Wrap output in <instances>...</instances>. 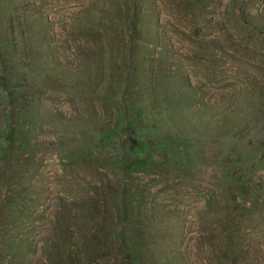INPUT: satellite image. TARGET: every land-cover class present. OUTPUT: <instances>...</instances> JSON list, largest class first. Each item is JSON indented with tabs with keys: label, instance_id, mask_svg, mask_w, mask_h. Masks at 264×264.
Wrapping results in <instances>:
<instances>
[{
	"label": "rangeland",
	"instance_id": "obj_1",
	"mask_svg": "<svg viewBox=\"0 0 264 264\" xmlns=\"http://www.w3.org/2000/svg\"><path fill=\"white\" fill-rule=\"evenodd\" d=\"M8 126L0 264H264V0H0Z\"/></svg>",
	"mask_w": 264,
	"mask_h": 264
},
{
	"label": "trees",
	"instance_id": "obj_2",
	"mask_svg": "<svg viewBox=\"0 0 264 264\" xmlns=\"http://www.w3.org/2000/svg\"><path fill=\"white\" fill-rule=\"evenodd\" d=\"M8 129L10 130L9 133L4 137V139L2 138V145L5 148L0 146V152L2 151L3 153H6L7 150L11 149L10 145L16 132V128L14 126H8ZM141 136L142 134L135 131L127 132L124 148L131 154V157L126 160V164L130 169H145L149 167L155 159V149L153 145H151V143L147 140L142 139Z\"/></svg>",
	"mask_w": 264,
	"mask_h": 264
}]
</instances>
